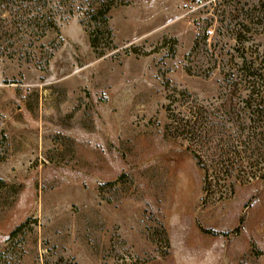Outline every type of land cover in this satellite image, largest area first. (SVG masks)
<instances>
[{
	"label": "rangeland",
	"instance_id": "rangeland-1",
	"mask_svg": "<svg viewBox=\"0 0 264 264\" xmlns=\"http://www.w3.org/2000/svg\"><path fill=\"white\" fill-rule=\"evenodd\" d=\"M204 5L129 0L102 56L76 17L32 42L0 8V264H264V181L220 200L164 132L168 92L217 94L184 70Z\"/></svg>",
	"mask_w": 264,
	"mask_h": 264
},
{
	"label": "trees",
	"instance_id": "trees-1",
	"mask_svg": "<svg viewBox=\"0 0 264 264\" xmlns=\"http://www.w3.org/2000/svg\"><path fill=\"white\" fill-rule=\"evenodd\" d=\"M243 1L206 0L205 13L193 21L196 35L184 70L204 78L217 71L221 79L216 96L201 101L174 89L163 108L165 134L185 142L203 173V189L219 192L220 200L264 181V52L246 46L253 41L252 27L264 23V4L250 0L253 11L245 15L241 11L248 3ZM128 4L129 0H0V8L15 20L10 24L13 37L39 41L56 29L58 18L76 17L97 56L114 48L110 11ZM218 38L226 44H219ZM228 41L233 45L226 46Z\"/></svg>",
	"mask_w": 264,
	"mask_h": 264
}]
</instances>
